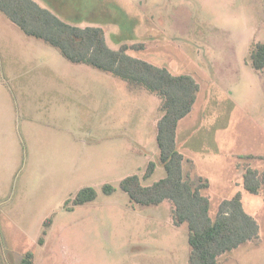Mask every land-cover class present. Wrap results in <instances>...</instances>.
<instances>
[{
  "label": "rangeland",
  "instance_id": "374dc122",
  "mask_svg": "<svg viewBox=\"0 0 264 264\" xmlns=\"http://www.w3.org/2000/svg\"><path fill=\"white\" fill-rule=\"evenodd\" d=\"M34 1L72 26L102 28L112 50L127 46L135 58L196 79L179 150L209 179L213 218L241 192L260 226L258 241L221 264H264V190L243 187L247 166L264 172V70L249 53L264 43V0ZM160 101L69 62L0 13V264H20L28 252L35 264H190L188 226L174 225L171 203L137 205L120 187L150 162L157 166L145 185L166 177ZM250 155L257 159L242 157ZM106 184L116 192L105 194ZM86 187L97 199L68 210Z\"/></svg>",
  "mask_w": 264,
  "mask_h": 264
},
{
  "label": "trees",
  "instance_id": "16d2710c",
  "mask_svg": "<svg viewBox=\"0 0 264 264\" xmlns=\"http://www.w3.org/2000/svg\"><path fill=\"white\" fill-rule=\"evenodd\" d=\"M0 13L26 36L44 41L69 62L95 68L125 81L131 89L145 90L160 98L158 163L165 169L166 177L152 185H145L144 181L154 175L157 166L150 162L143 176L129 175L121 181L120 187L128 194L131 202L137 205L159 206L167 201L171 203L174 225L188 226L190 264H221V258L227 253L248 242L259 240L260 226L245 211L241 192L225 200L216 217H212V203L205 193L211 183L195 172L194 162L186 159L179 150V124L193 111L200 91V85L193 76L175 75L167 68L135 58L128 54L127 46L112 50L107 45L102 28H82L67 24L34 0H0ZM249 53L252 67L262 72L264 43H253ZM242 157L257 159L252 155ZM261 159L264 160V157ZM243 187L247 193L259 194L264 190V172L247 166ZM103 191L112 195L116 188L106 184ZM97 196L95 188H83L72 202H67L66 207L72 210L93 202ZM52 223L53 218L46 220L40 245L45 244ZM20 264H35L34 254L28 252Z\"/></svg>",
  "mask_w": 264,
  "mask_h": 264
},
{
  "label": "crops",
  "instance_id": "0c3cea01",
  "mask_svg": "<svg viewBox=\"0 0 264 264\" xmlns=\"http://www.w3.org/2000/svg\"><path fill=\"white\" fill-rule=\"evenodd\" d=\"M158 123V122H157ZM179 139H180V136H179V128H178V133H177V143L179 142ZM178 146H179V149H180V145H179V143H178ZM182 152V151H181ZM184 154V153H183ZM190 160V159H189ZM192 161V160H191ZM194 162V161H193ZM194 165H195V172L197 173V174H199L200 176H203V177H205L206 178V176L203 174V173H200V171L198 170V166H197V164L194 162ZM208 179V178H207ZM209 180V179H208Z\"/></svg>",
  "mask_w": 264,
  "mask_h": 264
}]
</instances>
